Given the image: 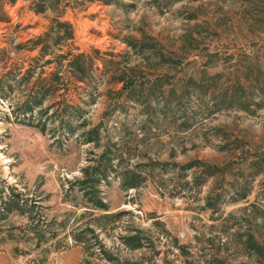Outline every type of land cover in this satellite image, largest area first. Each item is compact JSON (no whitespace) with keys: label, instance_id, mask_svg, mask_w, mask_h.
I'll return each mask as SVG.
<instances>
[{"label":"rangeland","instance_id":"1","mask_svg":"<svg viewBox=\"0 0 264 264\" xmlns=\"http://www.w3.org/2000/svg\"><path fill=\"white\" fill-rule=\"evenodd\" d=\"M32 1L0 0V253L264 264V0H61L45 57Z\"/></svg>","mask_w":264,"mask_h":264},{"label":"trees","instance_id":"2","mask_svg":"<svg viewBox=\"0 0 264 264\" xmlns=\"http://www.w3.org/2000/svg\"><path fill=\"white\" fill-rule=\"evenodd\" d=\"M9 1L14 3L16 0ZM32 3L33 10L36 13L50 11L53 14L47 30L32 40L34 43L33 48H39L40 55L45 57L52 54L50 49L53 45H60L73 39L75 36V29L73 23L70 20L65 19L68 4L62 3L61 0H33ZM56 55L61 65L66 61L65 65L78 80H85L89 75L90 68H92L95 63L94 56L85 51L73 52L72 50H69L66 53ZM51 61L52 60L50 59L47 62ZM119 81L125 82L127 86L129 85L130 87L134 84L129 80H125L123 75L119 77ZM44 98L45 94L41 91L39 96L34 98V102L37 104L42 103Z\"/></svg>","mask_w":264,"mask_h":264},{"label":"crops","instance_id":"3","mask_svg":"<svg viewBox=\"0 0 264 264\" xmlns=\"http://www.w3.org/2000/svg\"><path fill=\"white\" fill-rule=\"evenodd\" d=\"M0 256H4L5 258H8L10 260V262H12L13 264H15V262L13 261V259L11 257H9L8 255H5L3 253H0Z\"/></svg>","mask_w":264,"mask_h":264}]
</instances>
